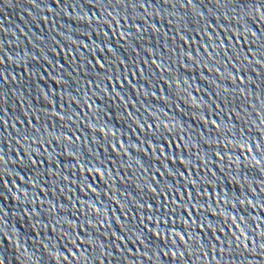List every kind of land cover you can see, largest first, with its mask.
<instances>
[{
	"label": "water",
	"instance_id": "water-1",
	"mask_svg": "<svg viewBox=\"0 0 264 264\" xmlns=\"http://www.w3.org/2000/svg\"><path fill=\"white\" fill-rule=\"evenodd\" d=\"M0 264H264V0H0Z\"/></svg>",
	"mask_w": 264,
	"mask_h": 264
}]
</instances>
